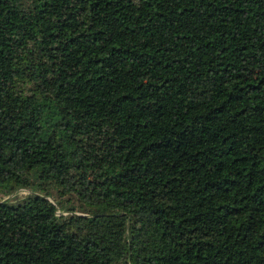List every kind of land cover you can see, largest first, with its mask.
I'll list each match as a JSON object with an SVG mask.
<instances>
[{
    "label": "trees",
    "instance_id": "1",
    "mask_svg": "<svg viewBox=\"0 0 264 264\" xmlns=\"http://www.w3.org/2000/svg\"><path fill=\"white\" fill-rule=\"evenodd\" d=\"M0 194V264H264V0H0Z\"/></svg>",
    "mask_w": 264,
    "mask_h": 264
},
{
    "label": "rangeland",
    "instance_id": "2",
    "mask_svg": "<svg viewBox=\"0 0 264 264\" xmlns=\"http://www.w3.org/2000/svg\"><path fill=\"white\" fill-rule=\"evenodd\" d=\"M30 87V84H26V87L25 88H29ZM19 194H24V191H20ZM0 197H2V194H0Z\"/></svg>",
    "mask_w": 264,
    "mask_h": 264
}]
</instances>
